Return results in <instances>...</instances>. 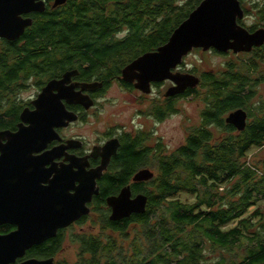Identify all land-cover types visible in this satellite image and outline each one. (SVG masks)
I'll list each match as a JSON object with an SVG mask.
<instances>
[{"label": "trees", "instance_id": "16d2710c", "mask_svg": "<svg viewBox=\"0 0 264 264\" xmlns=\"http://www.w3.org/2000/svg\"><path fill=\"white\" fill-rule=\"evenodd\" d=\"M202 1L182 5L178 0H69L50 7L34 16L19 43L4 42L3 50L12 62L0 67V94L7 84L12 89L5 91H20L30 77L54 73L56 67L79 68L89 62V67L112 66L119 74L139 52L156 51L166 44ZM256 16L264 24V4L257 7ZM237 58L218 72L189 71L200 83L183 97L197 96L204 102L200 126L190 129L185 143L170 154L156 145L154 177L135 187L148 198L143 214L123 223L108 216L102 221L103 229L120 239L134 233L128 251L112 235H81L80 264H264V220L259 209L246 217L264 201V159L247 160L253 148L264 147V95L259 93L264 83V45ZM174 104L169 114L176 110ZM237 109L249 115L241 131L225 121ZM14 110L11 117L0 115V130L15 123ZM156 116L163 120L168 114L157 111ZM138 146L139 142L124 144L118 161L123 167L106 175L101 204L127 185L131 174L147 161L149 151ZM181 194L193 196L195 202L180 201ZM233 222L237 226L226 230ZM63 241V230L49 240L56 248ZM207 250L228 255L209 262Z\"/></svg>", "mask_w": 264, "mask_h": 264}, {"label": "water", "instance_id": "95a60500", "mask_svg": "<svg viewBox=\"0 0 264 264\" xmlns=\"http://www.w3.org/2000/svg\"><path fill=\"white\" fill-rule=\"evenodd\" d=\"M66 1L56 0L54 7ZM44 11L43 0H0V38L17 41L32 24V19H24L22 15ZM244 16L240 0H203L173 31L166 44L144 54L124 69V81L132 83L137 80L136 87L149 93L152 82L169 80L175 86L169 89L167 97L181 95L197 87L200 83L197 76L173 72L194 49L232 50L239 54L264 45L263 28L250 33L238 24ZM69 74L65 80L51 81L44 88L33 101L37 108L35 111L25 110L21 114L18 132H0V225L17 227L9 234L0 235V264H14L32 247L55 238L60 229L88 215L90 208L87 204L99 194L97 179L107 168L111 156L116 154V148L108 144L104 147L106 153L98 169L72 175L60 171L50 179L49 170L45 169L49 152L39 153L52 140L54 128L64 123L57 114L53 118L52 114L46 116L43 110L52 107L47 94L67 82ZM246 119L247 113L239 109L229 115L227 122L234 123L241 131L246 127ZM3 141L7 142L2 145ZM153 177V172L145 170L136 176L135 181ZM147 201L143 194L131 199L130 189L124 188L119 196L107 199L113 210L111 220L143 214ZM50 262L31 260L22 264Z\"/></svg>", "mask_w": 264, "mask_h": 264}, {"label": "flooded vegetation", "instance_id": "af4514ba", "mask_svg": "<svg viewBox=\"0 0 264 264\" xmlns=\"http://www.w3.org/2000/svg\"><path fill=\"white\" fill-rule=\"evenodd\" d=\"M45 2V11L43 13H37L33 12L30 14L22 15V18L24 19H32V24L34 20V16L36 15H43L46 10L50 7L55 8L54 4L56 0H43ZM69 0H67L64 4L56 6L60 7L65 4H67ZM241 3V2H240ZM243 8V7H242ZM244 10V9H243ZM245 13V11H244ZM31 24V26H32ZM238 24L242 27H244L243 19L238 20ZM29 26V27H31ZM28 27V28H29ZM26 28V30L28 29ZM247 29L250 33H254L259 29H264V26L261 28H257L256 26L252 27H244ZM25 30V31H26ZM25 34V33H24ZM120 35H115V38L119 37ZM124 36V35H121ZM24 37V35L19 38L17 41H8L4 38H0V67H5L6 65H9L12 61L7 58L8 52H5L4 49V42H12V43H19V41ZM255 47L250 52H242L239 54H235L232 50L228 52H219L215 49H210L207 51H211L220 55H230L235 54L237 57L239 55L245 54V53H251ZM197 51H204L203 49H194L192 52ZM153 52V51H147V52H139L137 56L130 60L126 61L125 65L121 67L119 74H116L117 72H113L112 66H93L89 67V62H86L87 65H83L79 68H71V69H59V67H56L55 72L51 74H40L39 76H32L30 77L25 84H23L21 81L18 82V84L21 85L22 89H25L26 87H30L31 83L33 82L34 86L37 87V94L35 95L34 99L29 101H23L18 96L17 92H11L5 91L7 87L9 89H12V86L7 84L5 85L4 91H1L0 94V115L8 114V117L10 116V110L15 109V113L13 114V121L15 123L8 129H2L1 131H11L13 133L18 132L19 130V124L21 123V114L27 110L29 112L35 111L37 108L33 104V101H35L40 94L43 93L44 88L51 82V81H58L61 82L66 79V75L69 74L70 76L67 78L68 81L64 84L60 85L57 90H53L48 96V103L52 105V107L47 108L43 110L44 113H46V116H49L52 114V117L54 118L57 114L58 117L61 119V122L64 123V125L58 126L54 128V136L52 140L47 144L46 148L39 153V155L43 153L49 152L50 157H48L49 160L45 162V169L50 173V179H54L57 175L60 174V171H65L64 173L72 175L76 172H83V173H89L92 172L99 167H101L104 155L106 153L104 147L106 145H110L111 147L116 148V154L111 156L110 162L107 166V168L103 171L101 177L97 179V187L99 188V194L97 196H94L92 201L87 204V206L90 208V213L88 215L82 216L79 220L75 221L73 224L68 226L67 228L60 229L57 233V235L60 233V231L63 230V233L76 229L77 226H80L82 230V225L86 224L89 219L90 215L93 213L97 217V223L102 226V221L106 216H108V219L110 221H114L116 223H123L125 219L121 220H111V216L113 214L112 208L108 205L107 199L109 197L119 196V194L122 192L124 188H129L131 192V199L136 198L138 195L143 194L136 190L135 187L149 183V180H138L135 181V178L138 174H140L142 171L150 170L151 172H155V163H154V157L156 154V146L158 143L161 144V142L155 141V133L153 130H149L148 126V120L151 119H157L158 122L163 121L160 118H157L156 112L160 111L161 113H167L168 115L170 112V104L172 101H177L180 99H183L184 94L176 95L174 97H167L166 94L169 91L170 88L175 86V84L171 81H164L160 83L152 82L150 84V92L145 93L141 90H139L137 85V80H135L132 83L124 81L123 78V71L124 69L129 66L133 61L138 59L139 57L143 56L146 53ZM191 52V53H192ZM190 53V54H191ZM185 59H183L182 63L173 70L174 73H181L186 74L187 72L183 67L185 66ZM41 62L44 63L42 59H40ZM8 74V73H7ZM3 77V74H1L0 70V79ZM115 89H119L123 93L127 94L130 99L132 106V117L129 121H115L113 118L103 119V126L101 130H96L95 136L92 139H88L84 137L83 135L79 133H70L67 132L74 129L75 126L79 125H87L91 123V119L95 118L96 121H100L105 115L107 107L114 105V102L112 99L108 98L110 92H112ZM157 90H163L161 93V96L155 97V93ZM164 93V96H163ZM150 102L148 103V106L144 110H140L137 108L139 104L146 99H150ZM161 99L160 101H157ZM62 106V108L60 107ZM142 106H145V103L142 104ZM239 110V109H237ZM243 110V109H242ZM236 111V110H235ZM235 111L230 112L226 117L225 121L226 124L239 130L237 126L234 123L227 122V119L229 115ZM245 111V110H244ZM246 112V111H245ZM247 113V112H246ZM120 116V114H119ZM135 117V118H134ZM75 118L74 121L72 119ZM136 119V121H135ZM141 119V120H139ZM249 121V115L247 113V119L246 124ZM142 136V137H141ZM127 141H132L133 144H137V142L140 143L141 147H139L140 151H144L148 153L147 161H144L140 164V166L137 168V170L131 174L130 181L127 185L122 187L119 191L116 193H112L108 195L103 204L100 203L101 196L102 195V182L107 179L106 175L111 174L112 170H116L118 168L123 167L122 163L118 161L121 159V154L124 150V144ZM7 141H3L2 145H4ZM162 145V144H161ZM163 146V145H162ZM181 147V146H180ZM163 148L164 154H170L166 152L165 146ZM56 170V171H55ZM47 174V173H45ZM48 176V175H47ZM76 185H79V183H76ZM71 193H74L73 190H71ZM145 195V194H143ZM134 215V214H133ZM131 215V216H133ZM130 216V217H131ZM127 220L130 218H126ZM93 228V227H92ZM17 230V227L11 224H1L0 225V235H6L13 231ZM80 232L78 234V239L75 240V243L80 246L81 250V243L79 240V237L81 235H86L84 232ZM57 237V236H56ZM55 237V238H56ZM54 239V238H52ZM60 248H56L55 246L52 247V243L47 240L43 244L36 245L29 249L26 254L22 258H18L14 264H22L26 263L31 260H37L42 262H50V264H63L59 260H57V257L60 254ZM86 261L89 260V258L85 259ZM82 262V259L80 261H77L75 264H80Z\"/></svg>", "mask_w": 264, "mask_h": 264}, {"label": "rangeland", "instance_id": "374dc122", "mask_svg": "<svg viewBox=\"0 0 264 264\" xmlns=\"http://www.w3.org/2000/svg\"><path fill=\"white\" fill-rule=\"evenodd\" d=\"M180 4H185L188 0H178ZM244 7L247 11L243 18L244 27H252L256 26L257 28H261L264 24L259 20L256 16L257 7L264 4V0H243ZM241 58H247L245 56H241ZM237 55H220L214 52H203V51H195L186 56L185 66L183 67L187 72L190 70H195L198 75H200L203 71H221L223 69L224 64L229 61L237 62ZM264 72V66L262 68ZM260 94L264 95V83L260 85ZM163 90H157L155 93V97L161 96ZM161 92V93H160ZM37 94V87L34 86L33 82L30 87H26L18 91V97L23 101H29L34 99ZM164 96V93H163ZM112 99L114 102L113 107L108 106L105 115H103L100 121H96L95 118L91 119V123L87 125H77L70 133H79L88 139H92L96 134V130H101L103 126V119L113 118L115 121H129L132 117V106L130 97L120 91L119 89H115L109 93L107 96ZM150 99H146L144 101L145 106H142L144 103H140L137 108L140 110H144L147 108ZM161 99L157 100L160 101ZM176 110L168 115L163 121L158 122L157 119L148 120L149 130H153L155 135V141L161 142L163 146H165L166 152L170 153L182 146L187 138V135L190 129L200 126L201 124V113L205 107L204 102L201 98L197 96H190L175 102ZM120 114V116H119ZM135 118V117H134ZM141 120V119H139ZM136 121V119H135ZM156 146V145H155ZM264 159V147L263 148H253L247 154V160L252 162L262 161ZM178 199L184 203H194L195 199L193 196L187 194H181L178 196ZM259 209L261 213V217L264 220V201H261L256 207L250 209V211L246 214V217L252 215V213ZM260 217L254 219V221H258ZM97 217L92 213L90 215L89 221L82 225V229L80 226H77L76 229L69 230L64 233V241L61 245L60 254L57 257V260L62 262L63 264H75L77 261H80V246L75 243V240L78 239V234H80L81 230L84 234L88 236H97L104 238L107 235H112L114 238L118 240L120 246H125V251H128V247H130V241L134 237V233L131 232L125 238L120 239L118 235L111 233L110 231L104 230L99 223L96 222ZM237 226V222H233L228 225L225 229H231ZM93 227V228H92ZM130 232V231H129ZM239 252V251H238ZM234 253V252H233ZM207 254L210 252L207 250ZM228 255V253H222L218 251L216 254H210L209 262H212L214 257H219L220 255ZM241 254V253H239Z\"/></svg>", "mask_w": 264, "mask_h": 264}]
</instances>
